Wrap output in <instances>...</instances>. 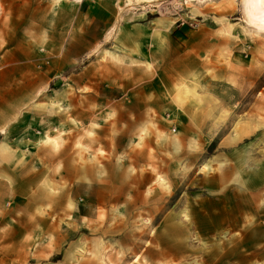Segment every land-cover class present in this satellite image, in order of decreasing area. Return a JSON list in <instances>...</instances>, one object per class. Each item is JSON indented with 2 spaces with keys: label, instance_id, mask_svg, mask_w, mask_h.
<instances>
[{
  "label": "rangeland",
  "instance_id": "obj_1",
  "mask_svg": "<svg viewBox=\"0 0 264 264\" xmlns=\"http://www.w3.org/2000/svg\"><path fill=\"white\" fill-rule=\"evenodd\" d=\"M79 1L46 89L0 94V264H264V28L244 0ZM106 55L176 75L74 89Z\"/></svg>",
  "mask_w": 264,
  "mask_h": 264
},
{
  "label": "crops",
  "instance_id": "obj_2",
  "mask_svg": "<svg viewBox=\"0 0 264 264\" xmlns=\"http://www.w3.org/2000/svg\"><path fill=\"white\" fill-rule=\"evenodd\" d=\"M79 8V0L73 4H69L66 0H0V94L6 93L10 89H16V91L17 89H21L20 91H22L23 94L28 95V97L23 96L20 98L21 101L24 102L31 99L37 89H46L50 75L54 76L55 72L64 66V62L60 60L59 57L51 60L50 65L44 63L46 59H48L45 57L47 56V50L56 45V43L48 39L50 35L46 31V29H49L47 20L50 15L55 14L53 16L55 28L52 29L63 31L65 29L63 14L65 10L68 9V13L73 16L72 27L74 28L75 15L78 13ZM96 10L97 8H91L89 14H93ZM121 29H126V26L122 25L120 30ZM62 41L64 42V40ZM143 41V37L137 40L138 44ZM60 42L61 40L58 41V43ZM86 42L88 45H92L94 42H97V40L89 38V42L88 40ZM56 47L57 52H59L60 49L63 50V46L56 45ZM40 48H44L45 53H41ZM140 51L141 56L138 57H143L145 50L140 49ZM109 56L110 55L102 57L95 56L94 58H90L88 63L85 64L84 68L77 75L79 82L78 85H74V89H87L89 93L93 92L96 94L95 89L100 88L101 79L104 80L105 84L115 85L120 89H129L127 88V80L130 66H128L127 60H115L113 57ZM157 56L159 55L154 53V61ZM78 57H80V54ZM146 68L147 65H145V61L141 58L137 62V67H130V69H137V74L141 81H144V78H159L158 81L154 82L155 89L162 88V76L165 78L176 75V73L171 70L163 72L161 70L156 73L155 71H148ZM123 78H125L126 81L123 80ZM82 79L84 80L81 81ZM97 79L100 81L99 84L97 83ZM166 83L169 84V82ZM11 103L13 102L2 103L5 110H9L10 112L9 114L5 113L4 118L0 117V123H3V120L10 119L13 116L17 118L19 112L12 111H18L24 108L20 106L21 104L19 105V103L17 105H12ZM78 104V106L74 107V119L78 117L76 116L77 112L89 109L88 122L90 123L88 125H93L92 120L95 118L93 111L98 110L97 104L93 101H89L88 107H82L81 103ZM108 106L110 105H105V110ZM168 108L173 110L176 109L174 105L172 106L169 104ZM29 114V111L26 112L24 122L31 119V117L28 116ZM118 121L122 123L123 119L119 118ZM119 122L117 123V133H122L123 128ZM126 123L129 127V122L127 120ZM91 154L93 153H90L89 156H91Z\"/></svg>",
  "mask_w": 264,
  "mask_h": 264
},
{
  "label": "bare ground",
  "instance_id": "obj_3",
  "mask_svg": "<svg viewBox=\"0 0 264 264\" xmlns=\"http://www.w3.org/2000/svg\"><path fill=\"white\" fill-rule=\"evenodd\" d=\"M244 12L249 23L264 28V0H244Z\"/></svg>",
  "mask_w": 264,
  "mask_h": 264
}]
</instances>
